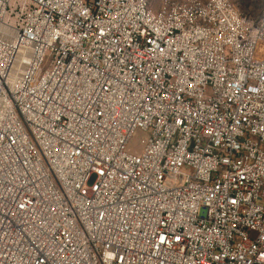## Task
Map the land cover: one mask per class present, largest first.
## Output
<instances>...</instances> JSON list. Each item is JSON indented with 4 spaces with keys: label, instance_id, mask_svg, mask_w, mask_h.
Instances as JSON below:
<instances>
[{
    "label": "built area",
    "instance_id": "1",
    "mask_svg": "<svg viewBox=\"0 0 264 264\" xmlns=\"http://www.w3.org/2000/svg\"><path fill=\"white\" fill-rule=\"evenodd\" d=\"M0 264H264V12L0 0Z\"/></svg>",
    "mask_w": 264,
    "mask_h": 264
},
{
    "label": "rangeland",
    "instance_id": "2",
    "mask_svg": "<svg viewBox=\"0 0 264 264\" xmlns=\"http://www.w3.org/2000/svg\"><path fill=\"white\" fill-rule=\"evenodd\" d=\"M162 1L163 0H146L149 7L153 11H157L159 9ZM231 1L234 3L241 17L248 21L256 20L262 15V12H264V0H231ZM143 138H145L143 133L141 132L135 133L127 146L128 151L130 153H134V152L139 153L141 150V140Z\"/></svg>",
    "mask_w": 264,
    "mask_h": 264
}]
</instances>
